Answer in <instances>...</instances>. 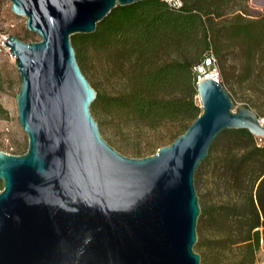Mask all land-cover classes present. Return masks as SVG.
Listing matches in <instances>:
<instances>
[{"label":"water","instance_id":"water-1","mask_svg":"<svg viewBox=\"0 0 264 264\" xmlns=\"http://www.w3.org/2000/svg\"><path fill=\"white\" fill-rule=\"evenodd\" d=\"M9 1L39 38L4 41L20 78L27 148L0 149V264H200L195 169L223 129L264 135L259 115L204 78L201 111L183 132L153 153L125 155L100 134L90 111L96 90L70 35L138 0Z\"/></svg>","mask_w":264,"mask_h":264},{"label":"trees","instance_id":"trees-1","mask_svg":"<svg viewBox=\"0 0 264 264\" xmlns=\"http://www.w3.org/2000/svg\"><path fill=\"white\" fill-rule=\"evenodd\" d=\"M232 1L182 0L178 8L163 0L117 4L96 22L94 31L70 35L87 79L83 64L89 50L109 54L103 71L114 82L111 91H100L88 79L96 90L90 111L125 117L140 128H166L169 140L139 155L172 141L200 113L194 64L209 53L217 54L221 75L229 79L230 70L222 64L221 37L241 53L236 81L247 92L244 105L261 114L264 67L258 63L264 59V14L250 17L238 8L227 17ZM1 80L0 69V84ZM5 114L0 102V117ZM203 165L206 202L198 218L211 235L196 241L203 247L200 260L207 251L214 264L236 246L238 256L225 264H252L264 240V143L258 144L246 128L223 129L197 171Z\"/></svg>","mask_w":264,"mask_h":264},{"label":"rangeland","instance_id":"rangeland-1","mask_svg":"<svg viewBox=\"0 0 264 264\" xmlns=\"http://www.w3.org/2000/svg\"><path fill=\"white\" fill-rule=\"evenodd\" d=\"M243 8V13L246 16L254 17L264 14V0H233L229 9L227 10V17L231 15L234 10ZM9 33H14L23 40H36L39 35L28 30L25 27V16L18 15L10 9L9 0H0V43L1 40ZM223 43L222 64L229 68V79L222 76V84L228 91L231 99L235 105H244V95L246 90L242 89L237 83L238 63L241 53L234 48L232 41L221 37ZM212 51L214 52L213 46ZM218 57V55L216 54ZM109 54L107 51H101L99 54L89 50L87 54V61L83 64L84 71L96 89L103 91H111L113 79L105 75L103 69L108 64ZM219 59V57H218ZM259 60V59H258ZM220 68H221V61ZM259 66L264 67V59L259 60ZM0 69H1V84H0V102L6 109V114L0 117V149L10 153H21L27 147V135L20 126L17 114L15 94L20 85V78L15 67L14 59L10 57L8 52L0 44ZM264 77V68L261 69ZM198 102L199 98L197 96ZM264 100V96H262ZM92 115L98 120V127L100 134L105 140L110 143L121 153L128 156H141L139 154L150 151L152 146L159 142H167L168 136H165L166 128L159 127L155 129L140 128L137 123L125 117H114L99 111H91ZM260 117H264V105L262 106ZM221 139V137H220ZM140 151V152H138ZM205 166L195 169L194 172V186L198 195V202L200 206L205 205L204 195V177L203 171ZM199 217V216H198ZM197 239L198 237L205 238L211 233L205 227L200 226L199 218L196 224ZM197 241V240H196ZM195 251L203 252V247L194 243ZM238 248L227 249L223 255L218 257L214 264H225L232 261L238 256ZM200 264H213L212 253L205 251L203 260ZM252 264H264V240L261 239L260 247L256 251L255 259Z\"/></svg>","mask_w":264,"mask_h":264},{"label":"built area","instance_id":"built-area-1","mask_svg":"<svg viewBox=\"0 0 264 264\" xmlns=\"http://www.w3.org/2000/svg\"><path fill=\"white\" fill-rule=\"evenodd\" d=\"M163 1H165L169 6L175 8H178L182 5V0H163ZM4 41L5 39L4 40L2 39L0 44L5 49V51L8 52L10 57L14 59V56L9 52ZM192 69L196 76V82L204 78H212L217 82L222 81L219 62L217 57L213 53H209L205 55L201 61L193 65ZM259 118H260V122L264 123V117L259 116ZM255 136L258 144L264 143V135H255Z\"/></svg>","mask_w":264,"mask_h":264}]
</instances>
